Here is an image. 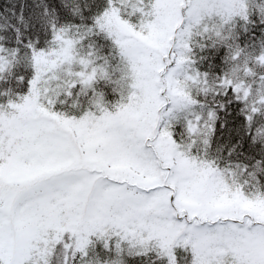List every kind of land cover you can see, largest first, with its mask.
<instances>
[{
	"label": "snow or ice",
	"instance_id": "1",
	"mask_svg": "<svg viewBox=\"0 0 264 264\" xmlns=\"http://www.w3.org/2000/svg\"><path fill=\"white\" fill-rule=\"evenodd\" d=\"M0 264H264V0H0Z\"/></svg>",
	"mask_w": 264,
	"mask_h": 264
}]
</instances>
